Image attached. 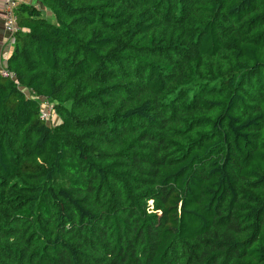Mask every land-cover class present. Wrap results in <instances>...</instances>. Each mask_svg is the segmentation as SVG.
<instances>
[{"label":"trees","instance_id":"trees-1","mask_svg":"<svg viewBox=\"0 0 264 264\" xmlns=\"http://www.w3.org/2000/svg\"><path fill=\"white\" fill-rule=\"evenodd\" d=\"M38 2L0 73V264H264V0Z\"/></svg>","mask_w":264,"mask_h":264},{"label":"built area","instance_id":"built-area-1","mask_svg":"<svg viewBox=\"0 0 264 264\" xmlns=\"http://www.w3.org/2000/svg\"><path fill=\"white\" fill-rule=\"evenodd\" d=\"M2 14L4 18V28L10 38V43L15 45V35L19 31L17 24V17L15 15V10L18 6L17 0H2ZM1 76L3 78H15V74L10 72L7 69L0 70ZM41 100V114L40 118L46 122H52L53 124L56 121L57 115L54 110V103L44 98H38Z\"/></svg>","mask_w":264,"mask_h":264},{"label":"crops","instance_id":"crops-1","mask_svg":"<svg viewBox=\"0 0 264 264\" xmlns=\"http://www.w3.org/2000/svg\"><path fill=\"white\" fill-rule=\"evenodd\" d=\"M19 4L39 6L36 0H17ZM2 0H0V70L7 69V60L14 50V46L8 40V34L4 28V18L2 14Z\"/></svg>","mask_w":264,"mask_h":264},{"label":"rangeland","instance_id":"rangeland-1","mask_svg":"<svg viewBox=\"0 0 264 264\" xmlns=\"http://www.w3.org/2000/svg\"><path fill=\"white\" fill-rule=\"evenodd\" d=\"M37 2H38V0H36ZM49 20L50 21H52V17L51 18H49ZM6 31V30H5ZM7 33V32H6ZM8 40H9V42H10V38H9V36H8Z\"/></svg>","mask_w":264,"mask_h":264}]
</instances>
